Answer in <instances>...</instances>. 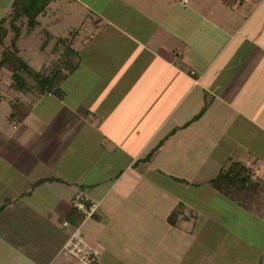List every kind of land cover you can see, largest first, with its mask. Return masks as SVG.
I'll list each match as a JSON object with an SVG mask.
<instances>
[{
    "label": "crops",
    "instance_id": "obj_1",
    "mask_svg": "<svg viewBox=\"0 0 264 264\" xmlns=\"http://www.w3.org/2000/svg\"><path fill=\"white\" fill-rule=\"evenodd\" d=\"M77 1L83 9H90V3ZM182 1L171 3L174 13L166 10L161 26L156 16L146 13L147 24L126 28L109 21L102 25L121 34L117 41L97 43V28L90 31V83L88 87L85 82L80 84L88 92L86 104L70 99L72 94L66 88L69 77L61 98L53 93L13 89L17 97L13 103L8 101L13 108L4 122L8 126L0 130V157L5 158L0 166L11 165L24 178L22 183L27 188L21 195L49 186L58 200L40 213L45 222L42 229L30 220L43 206L31 212V217L26 215L28 226L38 229L36 236H43L47 242L31 246L33 255L22 254L28 262L21 258L12 264L54 263L65 250L73 225L83 223V216L72 205L79 191L100 202L93 220L98 223L105 219V225L120 220L123 229L134 237V260L138 255L149 258L148 253L155 249L160 256L166 251L163 257L167 264H183L190 248L174 246L168 240L154 239L156 247L146 244L145 236L152 233L136 223L134 213L121 212L136 206L130 194L142 203L133 210L136 214L140 209L147 211L153 224L162 225L168 234L184 235L191 246L197 227L199 235L206 226L213 228V234L228 230L223 237L227 240L236 236L224 227L226 222L218 221L214 195L231 202L226 204L232 208L228 217L235 223L238 208L264 222V207L262 213L248 210L210 184L212 175L228 167L231 159L244 163L264 184V0ZM51 3L39 17L55 15L54 27L47 29L49 24L44 27L38 17L35 28L23 32L26 38L37 31L47 33L42 49L63 38L57 29L63 16L57 7L52 10ZM135 9L143 12L137 6ZM68 42L70 46L61 56L73 65L75 38ZM56 51L52 48L50 56ZM73 95L80 97L78 92ZM82 131L90 133V149L84 144L72 145ZM89 151L90 165H86ZM214 152L221 155V161L212 159ZM61 160L66 163L63 169ZM32 177L35 182L30 185ZM175 188L180 191L175 192ZM210 202L211 208L207 207ZM179 205L184 213L172 226L168 216ZM64 220L73 228L64 227ZM88 223L90 220L84 223V231ZM103 229L94 240L114 257L111 246L102 240ZM117 233L120 241L130 242L127 235ZM14 247L9 246L10 253ZM261 253L257 264H264V251ZM207 260L205 264L211 261Z\"/></svg>",
    "mask_w": 264,
    "mask_h": 264
},
{
    "label": "rangeland",
    "instance_id": "obj_2",
    "mask_svg": "<svg viewBox=\"0 0 264 264\" xmlns=\"http://www.w3.org/2000/svg\"><path fill=\"white\" fill-rule=\"evenodd\" d=\"M84 1L90 3V9H83L77 0H54V3H51L52 10L55 11L57 7L59 15L63 16V18H60L57 25V29L59 30L60 34L59 36L63 37L64 39L68 38V41H71L75 38L74 49L77 52V55L71 53L72 57L74 58L73 65L68 64L69 60L67 58H64V55L61 56L66 46L57 49L61 51V53H58L59 51H56L51 56L50 54L52 53V48H55L56 42H54V44L51 43L52 46H49L47 49L40 48L41 44L43 45V43H45L46 41L45 39L47 38V33H39L37 31L35 34L26 38L23 32H27L30 29L29 25L27 24V19L20 20L21 28L18 31L20 35L17 42L18 57L22 58L26 63L31 65L35 71L51 70L57 66H61L63 70H66L67 68V73H70V70L74 69V71L69 74V79L66 83V88H69L72 94V97H70V99L74 100V103H76L77 100H81V102L85 103L86 98L88 97L87 89L82 87L80 84H84L85 82L88 87L90 83L88 81V79L90 78H87L90 74V50L92 51V47H90V31H93L95 28H97V35H100L97 38L98 43L103 41H117V39L121 36L120 33L115 32L110 26H102L107 25L109 21H113L121 27L132 28L135 25H140L143 23L147 24V17L149 16L146 17V15H153L159 19L158 25L161 26L164 23L165 18L167 17L165 13L167 11L173 12L171 9V3L174 4V1L176 0ZM200 1L202 2V0ZM204 1L206 3H209V0ZM13 2L14 0H0V19L8 17L12 13ZM209 5L210 4H207L205 6ZM136 6L140 8V11L143 12L140 13L139 11H137L135 9ZM50 10L51 9L48 8L47 11ZM48 14L50 15V13ZM39 19L44 27H46L45 25L49 24L47 29L50 30L54 27L52 22L56 20V16H47L45 14L41 15ZM12 24V18L8 17V21L5 25L9 30V37L7 36V38L5 39L4 45L0 44V59L3 56L2 50L6 49V46L14 51V48L12 47V40L16 36V31L12 27ZM32 25L33 24H31V26ZM115 34L116 38L114 37ZM63 44L64 43H62L61 45ZM96 46L97 48H99L98 44ZM20 50L22 53L20 52ZM78 55L80 58L78 57ZM81 62V69L79 68L78 70V66ZM9 74L10 72L6 69L0 70V98L2 96V101L0 102V130L2 131V127H4V129H7L8 122H4L9 119L8 116L10 115V110H13V108L10 107V102H12V100H15V98L17 97V91L11 89L12 81ZM29 82L31 84L35 83L32 79ZM63 83L61 84V86L63 85V89H65V83ZM77 92L79 93L80 97L73 95ZM8 96H11V99ZM43 107L44 106L42 105L40 109ZM9 128L12 130V125H10ZM75 138L76 140L73 141V146L75 144L76 146L84 144L85 146H87V148L90 149V133L82 131V133L78 136L76 135ZM239 139L241 138L239 137ZM223 147L226 146L223 145ZM220 157L221 155L217 152H214V154L212 155V159L214 161H221ZM87 158L88 159L86 160V165H90V151L88 152ZM1 159L5 158L0 157V161ZM59 163L60 165L63 163L61 169L65 168V160H61ZM80 164L83 165V161ZM67 166H70L69 163H67ZM14 170L15 169L12 168L11 165L8 166L7 164H3L0 166V205H4L3 209L0 210V264H12L14 259L21 260V258L23 259L22 262H28L26 261L25 255H22L23 253H30L33 255L35 254V252L32 251L33 248L32 250H30L31 246L40 247L42 245H46L47 241L44 240L43 236H36V233H39L38 229H31L28 226V218L26 217V215H30L31 217V215H33L30 214L31 212L34 213L35 210H38L43 206L42 208L44 209L38 210L37 216L34 219L30 220L32 224H36L37 228L39 226V229H42L43 227H45L43 226L45 222L44 219H41L40 213H43L47 208H50L49 206L52 207V204H55L58 200V196H55L54 192L51 193L52 188L49 186L39 187V189L31 195L25 193L21 195L24 191H26L27 187L26 184L22 183L24 178ZM81 170L82 166L80 171ZM218 173L219 171H216L214 174L212 173V179L215 178ZM33 178L35 177H32L30 179V185L32 184V182H35ZM254 179L258 180L255 177ZM35 186H32V188L34 189ZM84 188L87 189V187ZM167 188L169 189V187ZM173 188H171L170 190H172ZM249 189L250 187L246 188V190ZM178 191H180V189L175 188V192ZM87 196L89 195L87 194ZM128 196H132L131 203L136 204V206L142 204L137 201L134 194H130ZM89 197L93 199L91 196ZM214 199L215 200L213 202V208L218 210L219 214L216 213V216L220 218L218 219V221L221 223L226 222L224 227L231 231L233 230L236 233V236L234 238H230L229 240H227V238H223L227 236L229 232L228 230L224 231L225 229H222L220 232L216 231V233L213 234V228L210 227L208 229L206 226H203L201 228V235H199V229L197 227L194 232L195 243L193 242L191 246L190 239L185 238L184 235L176 234L173 231H170V234H168V231L162 230V225H158L156 223L153 224V219L152 217H150L151 214L149 213L148 215L147 211L144 210L141 212L142 209H140V212L137 211L136 214L135 211H133L136 208L135 205L124 208L121 212L126 215H131L132 213H134V215H136L137 217H135V219H137L136 223H138L139 225H143L144 228H146V231H150L152 233L149 236L146 235L143 240L149 246L156 247V243L154 242V239H156L157 241L168 240L172 242L174 246H178L183 249L189 247L190 249L187 250V257L185 259V262L183 261V264H205V262L208 261L207 258L211 260L210 263L207 264H257L260 256H262L261 252L264 251V222H262L257 215L251 216V213L249 214L248 211L238 208L239 212H236L235 214L236 217L239 216V219L236 218L238 223H235L233 219L230 220V216L228 217V215L232 213V208L231 206L228 208L226 204L231 202L227 203V200H225V198L224 201H222L223 198L220 195H214ZM93 200L98 204L99 209L100 202L95 199ZM198 204L201 206V200L198 201ZM207 207L211 208V202L207 204ZM209 210L210 209L207 208V211ZM139 213L140 218L138 216ZM79 216H81V213H79ZM91 219L92 217L88 219L90 220V223L86 225V231L83 230V227L82 230L85 233L86 239L88 240L89 244L101 253L103 257V264L105 262L106 264H167V259L163 257L164 255H166V251L161 254L163 256H160L157 254V251H155V249L153 253H148L149 258L138 255L134 260V254L132 250L136 246V243H134V237L130 235L129 231H125L123 229V227L120 225V220L113 221L110 224L105 225V219L104 221L98 223L95 220ZM243 220H245L244 223ZM26 222L27 224L25 225L24 223ZM102 227H104L105 229H103L102 231V240L103 242H105L104 240H106L111 246L112 251L115 253L114 257H111L112 255L102 249L101 245L94 240V236L101 233ZM215 229L217 228L215 227ZM30 231L34 232L35 234H31ZM117 232L121 233L124 236L127 235L130 242L120 241L118 239ZM166 236L169 237L166 238ZM135 239L138 238L136 237ZM241 239L244 240V242L241 241ZM12 244H15L16 248L14 247V251H11L10 253V249L8 248ZM53 244L55 245V243ZM17 246H19V248H17ZM129 247L131 248V250ZM53 264H77V260L64 250L55 258Z\"/></svg>",
    "mask_w": 264,
    "mask_h": 264
},
{
    "label": "trees",
    "instance_id": "obj_3",
    "mask_svg": "<svg viewBox=\"0 0 264 264\" xmlns=\"http://www.w3.org/2000/svg\"><path fill=\"white\" fill-rule=\"evenodd\" d=\"M54 0H14L12 13L8 16L12 18V27L16 31V36L12 40L11 48L6 46L3 49V56L0 59V70L6 69L11 75V88L17 91H32L34 94L53 93L58 97L65 95L61 84L69 77L70 73L64 72L61 66L54 67L51 70L35 71L34 68L26 63L22 58L18 57V37L20 20L27 19V24L33 30L37 24V18L44 13L49 4ZM8 17L0 19V44L4 45V41L9 35V30L6 27ZM18 23V24H17ZM31 24H33L31 26ZM65 40V41H64ZM67 39L60 38L54 50L61 46H66V51L70 42ZM64 43L63 45H61ZM44 43V45H46ZM43 45V46H44ZM11 56V58H10ZM35 83L31 84L29 81ZM14 102V100H12ZM18 103V102H17ZM43 180H40V182ZM210 184L226 197L236 201L242 207L262 213L264 207V184L260 180L254 179V173L247 169L246 165L240 161L230 160L228 167H223L218 175L210 180ZM249 190H246V188ZM4 205L0 206L2 210ZM184 213V207L179 205L168 216V222L172 226H176L179 221V216Z\"/></svg>",
    "mask_w": 264,
    "mask_h": 264
},
{
    "label": "built area",
    "instance_id": "obj_4",
    "mask_svg": "<svg viewBox=\"0 0 264 264\" xmlns=\"http://www.w3.org/2000/svg\"><path fill=\"white\" fill-rule=\"evenodd\" d=\"M182 2H186V0ZM72 205L76 211L81 213L84 220L82 224L75 225L68 220L62 222L66 228L74 226L71 229V234L64 249L77 260V264H100L102 259L101 253L89 244L82 230L84 222L96 215L98 204L87 196L84 191H79L72 199Z\"/></svg>",
    "mask_w": 264,
    "mask_h": 264
}]
</instances>
